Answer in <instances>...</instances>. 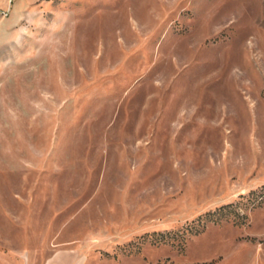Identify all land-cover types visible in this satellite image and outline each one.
<instances>
[{"label":"rangeland","instance_id":"374dc122","mask_svg":"<svg viewBox=\"0 0 264 264\" xmlns=\"http://www.w3.org/2000/svg\"><path fill=\"white\" fill-rule=\"evenodd\" d=\"M264 0H0V264H264Z\"/></svg>","mask_w":264,"mask_h":264},{"label":"trees","instance_id":"16d2710c","mask_svg":"<svg viewBox=\"0 0 264 264\" xmlns=\"http://www.w3.org/2000/svg\"><path fill=\"white\" fill-rule=\"evenodd\" d=\"M249 198L252 202L256 204H261L264 202V185L257 190L251 191L249 193Z\"/></svg>","mask_w":264,"mask_h":264}]
</instances>
